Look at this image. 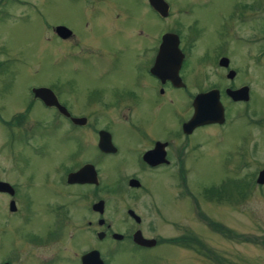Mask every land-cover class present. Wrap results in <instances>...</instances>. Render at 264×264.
<instances>
[{
    "label": "rangeland",
    "instance_id": "rangeland-1",
    "mask_svg": "<svg viewBox=\"0 0 264 264\" xmlns=\"http://www.w3.org/2000/svg\"><path fill=\"white\" fill-rule=\"evenodd\" d=\"M95 1L98 0L91 3L97 17L91 31L83 26L82 20L89 16V10L81 0L1 2L0 121L9 119L31 100V87L45 85L52 91H55L53 87L59 88L60 98L71 101L76 111L97 108L98 94L107 96L109 89L117 88L136 94L140 125L147 133L152 137L167 134L175 114H182L184 103L178 101L173 117L168 120L161 116L160 110L155 111L150 99L146 98L150 82L141 71L146 66L149 47L146 42L124 41L107 32L111 27L105 31L108 23L101 16L104 13L99 12L110 7L121 9L124 5L131 13H136L138 7L133 0H101L99 4ZM164 1L174 12L186 14L180 15L177 22L182 34L195 37V42L187 49L188 62L184 70L187 80H200L204 75L210 78L218 70V60L226 58L225 69L234 72L237 83H244L249 99L241 107L223 99L225 125L198 130L191 137L193 142H198L190 161L191 171H183L181 175L180 171H158L144 179L148 194L136 198L110 197L108 204L118 209L117 214H121L125 206L133 208L142 217L144 226L150 227L152 234L162 238L165 244L153 250L118 245L111 258H104L109 264H219L221 260L222 264H264V184L254 183L257 172L264 168V0ZM120 13L111 14L113 28L121 27ZM115 14H118L117 20ZM61 23L66 24L80 42L91 45L95 41L105 55L84 56L79 53L81 47L73 50L68 44H61L52 32L55 25ZM94 30L105 32L98 34ZM141 46L146 50L143 60L137 57L135 49ZM98 71L107 73L100 75L103 80L94 85L97 81L94 73ZM133 78L139 80L143 91L132 87L130 80ZM91 83L100 89L97 94ZM33 104L32 118L48 121L50 113L37 102ZM34 131L37 135L26 144H19L0 131V180L16 182L22 189L20 198H28L30 206L41 207L42 202L52 197L48 188L42 186L43 171L51 174L47 184L54 185L57 177L52 169L75 168L90 160L93 150L88 142L80 139V153L74 154L75 142L61 137L56 128L43 130L38 125L34 126ZM116 133L119 167L127 170L123 172L137 171L134 153L144 141L124 137L117 130ZM98 163L101 178L112 181L116 173L107 166L111 162L102 159ZM215 186L224 189L219 193V201L206 200L203 189ZM70 201L77 206V202L85 203L93 198L89 195L87 198L81 195L79 199L66 197V202ZM82 208H77L74 216L84 217L86 213ZM207 220L235 234L251 237L257 244L223 239L211 229ZM23 231H27L25 222L10 216L1 201L0 232L4 234L0 237L4 248L9 245V234ZM191 236L210 250L211 255H200L197 247L191 249L167 243L176 238L187 240ZM77 243H81L79 238ZM81 249L84 248L74 246V251Z\"/></svg>",
    "mask_w": 264,
    "mask_h": 264
},
{
    "label": "flooded vegetation",
    "instance_id": "flooded-vegetation-1",
    "mask_svg": "<svg viewBox=\"0 0 264 264\" xmlns=\"http://www.w3.org/2000/svg\"><path fill=\"white\" fill-rule=\"evenodd\" d=\"M81 1L89 10V16L84 17L82 20L83 26L86 31H91L90 27L95 24V18L97 17L92 7L94 5L91 3L92 0ZM162 1L165 3L164 0ZM133 2L138 7L139 12L131 13L124 5L121 9L110 7L106 11H99L104 13L101 15L104 18L103 21L108 23L105 31L111 27V30L107 32L120 36L124 41L146 42L149 47L147 50V63L141 70L150 82L146 98L150 99L151 106H154L155 111L160 110L159 112H162L161 116L165 119L173 117L176 105L180 100L184 103L181 108L182 114H175L172 121L173 125L168 127L165 136L158 137L155 135L152 137L140 125L142 120L138 111L139 108L136 107L137 97L132 90L119 91L117 88H111L107 96L98 94L97 108H84L82 111H76L70 105L69 102L71 101L60 98L59 88L53 87L55 91H52L45 85L31 87V89L42 87L50 90L61 109L58 110L54 106H45L40 100L33 98L31 95V100L19 112L11 115L9 119L0 121L1 133H4L7 138L17 140L19 144H26L37 135L34 126L40 125L43 130L53 127L56 128L61 137L75 142L74 154L80 153V139H82L83 143L88 142L91 146L93 157L81 164L79 163L75 168L52 169L51 172L55 173L57 177L54 185L47 184L50 182L51 174L47 173L48 171H43L42 186L48 188V191L52 193V197L46 203L42 202L41 207L34 204L30 206L28 198L22 200L20 198L22 189L16 182L0 180V182L7 183L12 190L11 194L0 193V203L2 201L8 209L9 202H12L14 210L12 212L8 211V214L27 225V231L9 234L7 248H4V243L0 237V264H81V258L91 251L98 253L102 264H109L104 257L111 258L118 245H130L138 250H153L165 244L162 238H156L152 234L153 231L150 227L144 226L142 217L133 208L125 206L121 214H117L118 209L108 204L110 197L112 195H128L131 198H136L140 194H148L144 179L147 178L146 176L150 177L158 171H180V175L183 171H191L192 154L198 148V142H193L191 137L198 130L225 125L223 99L235 106L241 107L243 105L242 102H232L225 94L226 89L236 90L245 87L244 83L239 84L235 81V75L232 79H226L224 70L227 68L218 67V70H215L210 78L204 75L200 80L198 78L196 81L187 80L184 74L187 67L186 62H188L187 49L195 42V37L190 38L189 34H182L181 27L177 22L180 15L184 16L186 14L181 13V11L174 12L165 3L166 8L163 9L164 15L162 16L150 6L148 0H133ZM94 3L99 4L101 0ZM119 11H121L119 14L121 16V27L113 28L111 14ZM115 16L114 18L117 20L118 14H115ZM57 26L64 27L69 33L64 38L58 37L54 34V28ZM55 27L52 29L53 35L61 44L66 43L73 50L81 47L79 53L84 56L86 54L91 57L105 55L95 41L91 45L86 41L80 42L79 38L66 24H56ZM105 31L94 30L93 32L101 34ZM167 34L176 36L177 42L170 40L168 43L171 45L177 44V49L182 56L176 73L178 79L173 81L167 78L168 70L173 67V62L170 64L166 60L164 63H158L156 60L162 37ZM135 49H137V57L143 60L146 53L144 47H136ZM173 59L175 60L174 56ZM105 73L107 72L98 71L94 73L95 79H97V81L93 79L94 85L103 80L100 75ZM130 83L137 91L144 90L140 87L137 78L130 80ZM91 85L94 93L97 94L100 89L98 86L94 87L92 83ZM210 90L218 92L219 101L224 112V123L222 125L200 126L189 133L184 132L182 126L192 115L194 97ZM108 98L110 99L107 100ZM35 102L40 104L44 111L50 113L48 121L42 122L39 119L35 121L36 118H32L31 112ZM116 130L120 131L124 137L130 136L144 141L138 145L137 151L134 153L137 171L123 172L127 170L119 167L118 163L121 159H119L120 149L115 142V134H118ZM101 132L109 136L111 149L113 150L102 152L98 149V138ZM102 159L111 162L107 166H110L109 169H114L116 173L112 181L103 180L100 176L101 170L98 168V161ZM84 165L92 167L96 184L67 183V175L80 171V168ZM82 171L90 170L84 169ZM111 183L117 185L114 187ZM61 188L66 190L62 191ZM113 189L115 190L112 191ZM81 195L82 198H87L89 195L90 198H93V201L77 202L79 204L77 206L76 202H66V197L75 196L76 199H79ZM98 201L102 202V206L93 210L92 206ZM82 206H84V209ZM77 208H82L83 213H86L84 217L74 216ZM3 211L2 208V213ZM87 213L89 214L87 215ZM135 233H138L143 239L154 240V245L152 247L136 245L132 241ZM0 234L4 233L0 232ZM113 235L120 237L114 238ZM78 238L81 242L79 244L77 243ZM66 240L68 246H66ZM76 245L82 246L84 249L74 251ZM103 247L106 249H103ZM89 264L95 263L90 262Z\"/></svg>",
    "mask_w": 264,
    "mask_h": 264
},
{
    "label": "water",
    "instance_id": "water-1",
    "mask_svg": "<svg viewBox=\"0 0 264 264\" xmlns=\"http://www.w3.org/2000/svg\"><path fill=\"white\" fill-rule=\"evenodd\" d=\"M150 6L156 10L162 16L164 15L163 9L166 8V4L162 0H148ZM54 32L58 37L64 38L65 35L69 33L67 29L61 26L54 28ZM174 40L177 42V38L174 35L167 34L162 37V42L159 47V51L156 56V60L159 63H164L166 60L168 62H173V67L168 70L167 78L171 81L178 79L177 70L181 62V54L177 49V44H169L168 41ZM175 57V60H172V57ZM217 65L221 68H226L228 65V60L226 58H220L217 62ZM234 76L233 71H228L226 73V79H232ZM31 94L33 98L40 100L45 106H54L56 109L60 110L61 108L57 104L53 94L47 88H33L31 89ZM226 96L232 102H247L248 101V89L247 87H241L236 90H225ZM193 112L191 117L185 122L182 126L184 132L189 133L194 128L205 126V125H222L224 123V112L223 107L219 101L218 92L216 90H210L204 94H200L194 97L192 101ZM77 121V120H73ZM111 144L109 136L106 133L101 132L98 138V149L102 152H108L111 149ZM84 169H89L90 171H82ZM67 183H89L96 184L95 174L92 171L90 165H84L80 168V171H77L72 174H68L66 178ZM256 185L264 184V169H261L257 172L255 178ZM0 193L11 194L12 190L9 185L5 182H0ZM102 206V202L98 201L92 206L93 210L99 209ZM14 206L12 202L8 204V211L12 212ZM131 215L130 212H128ZM114 238H119L118 235H113ZM133 243L143 247H152L155 243L154 240L143 239L138 233H135L132 237ZM102 264L98 253L96 251H91L85 254L81 258V264Z\"/></svg>",
    "mask_w": 264,
    "mask_h": 264
},
{
    "label": "trees",
    "instance_id": "trees-1",
    "mask_svg": "<svg viewBox=\"0 0 264 264\" xmlns=\"http://www.w3.org/2000/svg\"><path fill=\"white\" fill-rule=\"evenodd\" d=\"M3 0H0V4ZM248 184H252V182H248ZM221 190H224L222 187H212V188H205L203 189V197H206V200L209 201H219V193H222ZM207 223L209 226H211V229L213 231H215L216 233L220 234L222 236L223 239L226 240H232L235 242H245V243H251V244H257L256 242H254L253 238L251 237H245L243 235L240 234H235L233 233L231 230L222 227L219 224H216L215 222L209 221L207 220ZM168 244H172V245H178L180 247H191V249H193L194 247H197V252L202 255L205 256L206 254H210V250L208 251V249H206L205 247H202V244L196 240L195 236H191L190 238H187V240L185 238H176V239H172L169 240L167 242ZM211 255V254H210ZM223 261L221 260L219 264H222ZM226 264V263H225Z\"/></svg>",
    "mask_w": 264,
    "mask_h": 264
}]
</instances>
